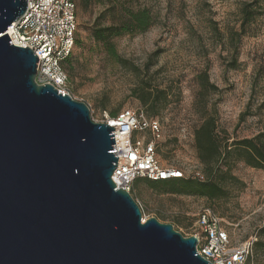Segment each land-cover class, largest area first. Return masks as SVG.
<instances>
[{
  "label": "rangeland",
  "instance_id": "1",
  "mask_svg": "<svg viewBox=\"0 0 264 264\" xmlns=\"http://www.w3.org/2000/svg\"><path fill=\"white\" fill-rule=\"evenodd\" d=\"M251 1L117 0L78 7L76 44L64 66L69 94L85 103L95 119L103 110L142 112L158 125L157 136L146 132V137L154 140L159 161L204 180L194 146V130L204 116H215L220 135L229 142L253 137L264 127V0L253 5L246 33L239 41L236 36L241 8ZM121 5L147 8L152 25L112 38L111 54L92 37V24L122 23ZM204 70L216 89L200 92L196 76ZM148 94L158 96L155 105ZM222 166L227 174L220 198L171 193L145 179H138L130 194L143 220L154 217L186 237L193 234L197 215L210 209L233 241L256 238L249 264H264V170L241 160Z\"/></svg>",
  "mask_w": 264,
  "mask_h": 264
},
{
  "label": "water",
  "instance_id": "2",
  "mask_svg": "<svg viewBox=\"0 0 264 264\" xmlns=\"http://www.w3.org/2000/svg\"><path fill=\"white\" fill-rule=\"evenodd\" d=\"M26 4L0 0V264H212L116 187L114 127L36 83L37 56L5 33Z\"/></svg>",
  "mask_w": 264,
  "mask_h": 264
},
{
  "label": "built area",
  "instance_id": "3",
  "mask_svg": "<svg viewBox=\"0 0 264 264\" xmlns=\"http://www.w3.org/2000/svg\"><path fill=\"white\" fill-rule=\"evenodd\" d=\"M76 28L73 0H27L24 13L5 33L13 45L27 46L37 56L36 83L50 84L64 95L69 94L64 64L74 48ZM91 119L114 127L112 132L119 159L111 179L117 188L130 193L137 178L167 181L185 177L183 170L163 165L157 158L154 140H149L146 132L157 136L158 125L147 121L142 112L125 109L111 114L103 110L99 119ZM194 228L191 236L197 240V254L208 262L249 264L256 238L233 241L222 219L210 209L197 215Z\"/></svg>",
  "mask_w": 264,
  "mask_h": 264
},
{
  "label": "trees",
  "instance_id": "4",
  "mask_svg": "<svg viewBox=\"0 0 264 264\" xmlns=\"http://www.w3.org/2000/svg\"><path fill=\"white\" fill-rule=\"evenodd\" d=\"M73 1L76 7V17L78 7L88 8L96 4L115 5L117 2V0ZM258 1L252 0L242 6L241 22L239 31L236 33L237 41L246 33L245 27L249 25L254 15L252 7ZM121 7L123 6L121 5L120 9H122ZM122 11L126 20L120 24L104 26L96 21L92 24V37L94 40L102 42L111 54H115L112 38L122 34L142 33L152 25V17L147 8L137 10L124 8ZM70 57L66 60L64 66L69 62ZM236 65V61H233V67ZM196 79L200 86V92L207 89V87L216 89V86L209 82L205 70L198 73ZM148 95H151V105H155L158 96H154L153 94ZM148 97L141 98V101L146 103L149 100ZM203 107H205V103ZM194 146L197 159L203 167L204 180L185 176L167 181H153L157 183L155 185L167 186L171 193L175 194L198 195L208 199H216L222 197L224 193L220 183L225 180L227 171L222 170V165L228 166L231 160H241L250 167L264 170V127L253 137L236 139L229 142L227 137L220 135L217 129L216 118L210 113L201 119L200 124L194 130ZM138 179L143 178L135 179L132 183V188ZM261 233H264V226L261 229Z\"/></svg>",
  "mask_w": 264,
  "mask_h": 264
}]
</instances>
